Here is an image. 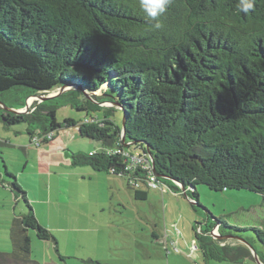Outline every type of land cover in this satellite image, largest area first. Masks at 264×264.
Returning a JSON list of instances; mask_svg holds the SVG:
<instances>
[{
	"label": "trees",
	"instance_id": "obj_1",
	"mask_svg": "<svg viewBox=\"0 0 264 264\" xmlns=\"http://www.w3.org/2000/svg\"><path fill=\"white\" fill-rule=\"evenodd\" d=\"M247 2L173 0L161 17L164 27L152 30L138 0H0V101L20 110L29 97L69 86L36 100L30 112L0 106V118L9 125L28 121L31 141L41 143L78 127L100 147L72 153V165L126 177L137 199L147 198L141 187L151 189L152 171L174 193L184 186L193 205L198 183L248 189L264 200V0H251L244 12ZM12 89L24 99L11 101ZM65 105L85 111V118L59 121ZM115 110L125 116V136ZM127 154L151 169L126 171ZM6 173L27 211L11 232L13 250L0 251V264H41L32 257L29 231L58 251L57 239L40 224L17 177ZM220 223L193 226L196 251L206 261L253 257L248 247L230 244L237 241L221 234ZM216 228L228 238L214 237ZM257 233L264 243V231Z\"/></svg>",
	"mask_w": 264,
	"mask_h": 264
},
{
	"label": "rangeland",
	"instance_id": "obj_2",
	"mask_svg": "<svg viewBox=\"0 0 264 264\" xmlns=\"http://www.w3.org/2000/svg\"><path fill=\"white\" fill-rule=\"evenodd\" d=\"M105 88L103 86L96 94H102ZM6 95L9 96L8 93ZM10 95H13L11 101L25 97L21 90L15 89ZM40 96L29 97L24 112H30L36 100L43 101ZM87 96L92 97L93 94ZM102 104L117 105L110 101ZM85 116V111L71 105L62 106L57 112L61 122L67 117L79 120ZM114 118L119 123L123 122V112L115 110ZM28 123L9 125L0 118V138L5 140L8 134H13V140H17L11 141L13 145L0 144V166L4 170L6 166L13 171L24 167L26 154L23 148L14 144L27 140ZM76 129L78 127H64L57 134L60 138L49 142V147L52 143H62L60 146L64 149L61 154L64 165L52 161L51 156L44 158V163L53 170L49 186L40 184L36 189L24 188L28 199H35L33 207L40 224L49 229L58 242L57 251L52 240L41 239L36 230H31L33 259L41 264H264V243L257 233V230L264 231L261 194L235 188L216 191L198 183L199 204L196 205L181 193L182 190L171 195L167 189L168 196L164 198L161 192L147 189L148 199H137L134 189L129 188L123 177L95 171L88 165H70L71 158L66 157L69 154L66 152L88 153L100 147L98 141L81 136ZM50 152L52 155L53 151ZM207 221L209 225L221 221V234L237 241H229L230 244L240 243L248 247L253 257L242 261H206L201 250L192 251L196 238L193 226L202 223L206 230ZM212 233L219 239L228 238L220 236L218 228ZM154 234L167 236L170 244L166 245V241L165 244L159 243Z\"/></svg>",
	"mask_w": 264,
	"mask_h": 264
},
{
	"label": "crops",
	"instance_id": "obj_3",
	"mask_svg": "<svg viewBox=\"0 0 264 264\" xmlns=\"http://www.w3.org/2000/svg\"><path fill=\"white\" fill-rule=\"evenodd\" d=\"M76 130L78 131V129ZM12 135L13 134H8L6 136L7 139L5 140L0 138V144L6 143V144L13 145V142L11 141H17V140H13L14 139L13 136L15 135L13 136ZM57 138H60V136ZM48 143L49 142H46V143H42L41 146H36L35 142L31 141L30 135L27 134V140L14 144L15 147L23 148L26 154L27 160H26L24 167L22 168L18 167L17 169L13 171V170H10L7 166L5 170L1 168L0 166V179L2 181V183L0 184V251L1 252H11L13 250L14 246H13L12 239H11V232L13 228L18 227L21 224V215L22 213L27 211V207L25 206L24 202H22L19 197H16V194L12 191L10 187V184H11L10 182L12 181V178L11 176H7L6 171L14 174L17 177V181L18 183H20L23 189L26 186L36 189V188H39L40 184H42L45 187L49 186V180L53 176V170L49 168L50 167L49 164L44 163V158H46V156H51L52 161L55 160L56 162H60L57 164L64 165V163L62 162L63 158L61 157L62 151H64V149H62L61 147L62 143H52L51 147H49L51 143L49 144ZM50 151H53L52 152L53 156L51 155ZM66 153L71 154L69 151ZM41 157L42 159L40 160ZM38 160H40L41 163H38ZM66 165H69V164H66ZM70 165H72V163H70ZM55 173H58V172L56 171ZM117 176H120L126 179L127 185L129 186V181L126 177L122 175H117ZM129 188H132V187L129 186ZM141 189L147 190V188L144 186H142ZM151 189L161 192L164 198H167L168 196L166 193L167 189H161V188H151ZM171 192L170 194L174 195V192L173 191ZM27 197H28V193H27ZM148 197H149V192L147 194L146 199H148ZM29 201L33 207L35 199H31V200L29 199ZM29 234L31 235V230L29 231ZM154 237L156 239H159L158 241L161 244H165V243L166 245L170 244L168 237L163 236V234H158V235L154 234Z\"/></svg>",
	"mask_w": 264,
	"mask_h": 264
},
{
	"label": "clouds",
	"instance_id": "obj_4",
	"mask_svg": "<svg viewBox=\"0 0 264 264\" xmlns=\"http://www.w3.org/2000/svg\"><path fill=\"white\" fill-rule=\"evenodd\" d=\"M139 7L144 13L145 19L148 21L152 30H160L164 27L161 17L168 11L173 0H138ZM253 8L251 0L245 3L244 12H248Z\"/></svg>",
	"mask_w": 264,
	"mask_h": 264
},
{
	"label": "built area",
	"instance_id": "obj_5",
	"mask_svg": "<svg viewBox=\"0 0 264 264\" xmlns=\"http://www.w3.org/2000/svg\"><path fill=\"white\" fill-rule=\"evenodd\" d=\"M34 141H35V144H36V145H38V146L41 145V144H40V139H39L38 137H35V138H34ZM127 156L129 157L130 155L127 154ZM143 161H144V159H143L142 157H140V156H136V155H134V156H130V162H129V163L126 165V167H125L126 171H131L132 168H135V167H137V166H139V165H142ZM145 162H147V161H145ZM142 167L145 168V169H148V170L151 169L150 166H149V164L142 165ZM146 181H147V185H148L149 187H151V188H158V187L162 186V185H160V183L157 181V178H156V176L152 173V171H147V179H146ZM131 182L134 184L135 187H139V181H137V180H134V181H133V180H132ZM178 184H179V183H178ZM161 188H162V189H165L164 186H162ZM191 248H192V251L198 249V246H197V244H196L195 241L193 242Z\"/></svg>",
	"mask_w": 264,
	"mask_h": 264
},
{
	"label": "water",
	"instance_id": "obj_6",
	"mask_svg": "<svg viewBox=\"0 0 264 264\" xmlns=\"http://www.w3.org/2000/svg\"><path fill=\"white\" fill-rule=\"evenodd\" d=\"M67 90H69V86H63V87H61V88H59L53 95H51V96H40V98H43V100H45V99H47V98H50V97H53V96H56V95H58V94H60V93H62V92H64V91H67ZM0 104L6 109V110H9V111H12V112H24V109L22 110V109H20V110H15V109H12V108H10V107H7V106H5V105H3V103L0 101ZM122 126H123V133H124V135L123 136H125V132H126V123H125V116H124V119H123V123H122ZM66 157H70L71 158V154H66ZM182 190H185V187L184 186H182Z\"/></svg>",
	"mask_w": 264,
	"mask_h": 264
}]
</instances>
